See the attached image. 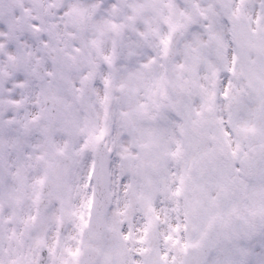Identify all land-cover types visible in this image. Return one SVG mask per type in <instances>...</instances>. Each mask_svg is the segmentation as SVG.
<instances>
[{
	"label": "snow or ice",
	"instance_id": "obj_1",
	"mask_svg": "<svg viewBox=\"0 0 264 264\" xmlns=\"http://www.w3.org/2000/svg\"><path fill=\"white\" fill-rule=\"evenodd\" d=\"M0 264H264V0H0Z\"/></svg>",
	"mask_w": 264,
	"mask_h": 264
}]
</instances>
